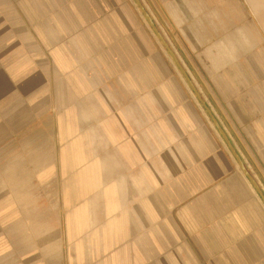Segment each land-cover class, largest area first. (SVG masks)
I'll return each instance as SVG.
<instances>
[{
    "label": "crops",
    "instance_id": "0c3cea01",
    "mask_svg": "<svg viewBox=\"0 0 264 264\" xmlns=\"http://www.w3.org/2000/svg\"><path fill=\"white\" fill-rule=\"evenodd\" d=\"M140 1L0 0V264H264V0Z\"/></svg>",
    "mask_w": 264,
    "mask_h": 264
},
{
    "label": "water",
    "instance_id": "95a60500",
    "mask_svg": "<svg viewBox=\"0 0 264 264\" xmlns=\"http://www.w3.org/2000/svg\"><path fill=\"white\" fill-rule=\"evenodd\" d=\"M137 5L139 6V8L141 9V11L143 12L144 16L146 17V19L149 21L150 25L152 26V28L154 29V31H156L159 39L164 43L165 46L168 47L167 42L165 41L164 37L161 35V33L158 31V29L156 28L155 23L153 22V20L151 19V16L149 15V13L145 10V8L143 7L142 3L140 0H135ZM193 89L195 90V87H193ZM223 135L225 137L226 142L228 143V145L232 148V151L237 159V161L239 162L241 168L243 169L244 173L247 175V177L253 182L254 186L257 188V190L259 191V193L262 194L261 189L259 187V185L257 184V182L255 181V179L253 178V176L248 172V170L246 169L243 160L241 159L240 155L237 153V151L232 147L231 142L228 138V136L225 134V132H223Z\"/></svg>",
    "mask_w": 264,
    "mask_h": 264
}]
</instances>
